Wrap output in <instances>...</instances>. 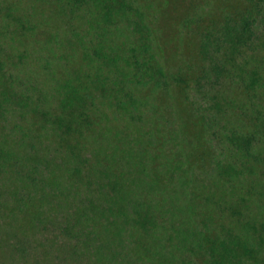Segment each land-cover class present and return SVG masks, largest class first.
Returning <instances> with one entry per match:
<instances>
[{"label": "trees", "instance_id": "1", "mask_svg": "<svg viewBox=\"0 0 264 264\" xmlns=\"http://www.w3.org/2000/svg\"><path fill=\"white\" fill-rule=\"evenodd\" d=\"M0 264H264V0H0Z\"/></svg>", "mask_w": 264, "mask_h": 264}]
</instances>
